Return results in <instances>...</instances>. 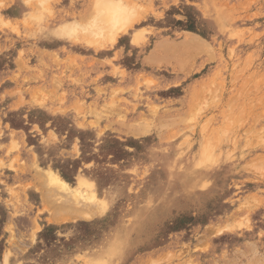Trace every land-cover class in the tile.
Masks as SVG:
<instances>
[{
  "label": "rangeland",
  "instance_id": "obj_1",
  "mask_svg": "<svg viewBox=\"0 0 264 264\" xmlns=\"http://www.w3.org/2000/svg\"><path fill=\"white\" fill-rule=\"evenodd\" d=\"M0 264H264V0H0Z\"/></svg>",
  "mask_w": 264,
  "mask_h": 264
},
{
  "label": "bare ground",
  "instance_id": "obj_2",
  "mask_svg": "<svg viewBox=\"0 0 264 264\" xmlns=\"http://www.w3.org/2000/svg\"><path fill=\"white\" fill-rule=\"evenodd\" d=\"M108 8H109V7H108ZM108 8H107V9H108ZM120 10H121V8H120ZM109 11H110V10H109ZM109 11H108V12H109ZM114 11H116V9H115ZM111 12H112V11H111ZM109 15H110V14H109ZM115 17H117V16L115 15ZM118 17H119V15H118ZM118 17H117V18H118ZM111 18H112V17H111ZM113 18H114V17H113ZM108 21H109V20H108ZM114 23H115V21H114ZM114 23H112V26H113ZM120 23H121V19H120ZM117 24H119V23H117ZM110 25H111V24H110ZM115 25H116V24H115ZM115 27H116V26H115ZM192 39H193V37H192ZM192 39H191V40H192ZM190 42H191V41H190ZM49 171H50V170H49ZM51 172H52V171H51ZM53 173H54V172H53ZM54 176H55V175H54ZM50 180H51V179H50ZM50 180H49V181H50ZM53 180H55V184H56V182H57V183L59 184V186H61L62 188H66V183H65L62 179H60L59 176H55V178H54ZM51 181H52V180H51ZM51 183H52V182H51ZM53 183H54V182H53ZM68 185H69V184H68ZM52 189H53V188H52ZM69 190H70V189H69ZM77 190H78V189H77ZM50 191H51V190H50ZM50 191H49V192H50ZM74 191H75V190H74ZM49 192H48V193H49ZM70 192H71V191H70ZM70 192H68V193H70ZM46 193H47V192H46ZM72 193H73V192H72ZM76 193H77V191H76ZM56 194H59L60 196L63 197V195H61L59 192H57ZM56 194H55V195H56ZM79 194H80V193H79ZM46 195H47V194H46ZM59 195H57L58 197L55 196L56 198L54 197L55 200H53V198H52V201L49 200V201L52 202V205H55V206H56V204H57L56 199L59 200V198H61V197H59ZM71 195H72V194H71ZM71 195H70V196H71ZM81 195H82V194H81ZM78 196H79V195H78ZM78 196H77V197H78ZM46 197H47V196H46ZM68 197H69V196L65 197L66 199L63 197V200L61 199L62 201H61V200H60V202L58 201V203H60L59 206L62 208V210H67V209H69L70 207L73 208V209H75L74 206H76V205H75V204H72V202H70V200L68 199ZM86 197H87V196H85V199H87ZM69 198H70V197H69ZM46 200H47V198H46ZM72 200H73V199H72ZM74 200L76 201V200H78V198H77V199H74ZM91 200H92V199H91ZM53 201L56 202V203H54ZM79 201H80V200H79ZM84 201H85V200H84ZM85 202H86V201H85ZM53 203H54V204H53ZM74 203H76L77 206H78V204H79L78 201H76V202H74ZM83 204H84V203H83ZM85 204H86V203H85ZM57 205H58V204H57ZM59 206H58V207H59ZM77 206H76V207H77ZM80 206H81V203H80ZM84 208H85V207H84ZM87 208H88V207H87ZM80 209H82V208H80ZM75 210H76V209H75ZM57 211H58V210H56V212H57ZM67 211H68V210H67ZM58 212H60V211H58ZM76 212L78 213L79 210H78V211L76 210ZM70 213H71V212H70ZM80 213H81V210H80ZM59 214H60V213H59ZM61 214H62V213H61Z\"/></svg>",
  "mask_w": 264,
  "mask_h": 264
}]
</instances>
